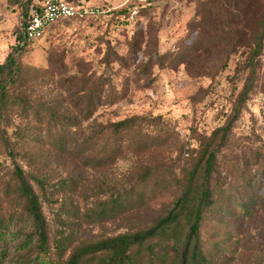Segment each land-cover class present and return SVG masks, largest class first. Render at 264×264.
Masks as SVG:
<instances>
[{
  "label": "rangeland",
  "instance_id": "1",
  "mask_svg": "<svg viewBox=\"0 0 264 264\" xmlns=\"http://www.w3.org/2000/svg\"><path fill=\"white\" fill-rule=\"evenodd\" d=\"M67 1L102 12L61 20L42 39L27 42L21 61L30 74L21 92L28 105L47 104L69 116L76 140L87 138L102 124L131 116H162L176 131L166 145L143 155H125L97 171L56 151L34 119L6 111L0 121V219L10 225L0 234V264H67L77 246L145 228L171 207L178 189L156 182L157 194L123 217L95 221L88 214L109 198V186L129 188L143 167H168L166 172L173 168L169 180L174 184L175 172L181 174L200 154L206 138L232 123L248 75L245 59L251 33L264 10V0ZM13 2L18 3L0 0V63L16 44L15 30L21 24L19 0ZM114 53L124 57L125 64L116 61ZM260 63L254 90L231 124L229 145L219 149L216 177L221 183L233 179L227 167L236 159L244 174H260L263 168L251 148L264 143V52ZM99 78L105 84L101 90L95 88ZM89 87L95 88L94 102L102 95L90 112ZM19 127L32 133L24 135L14 157L40 195L47 231L44 249L24 200L15 193L14 160L5 145L3 129L11 136ZM254 188L264 196V177L258 176ZM226 218L227 224L219 227L221 219L212 215L203 227L206 246L216 259L263 264L264 204L251 216ZM223 230H228L225 238Z\"/></svg>",
  "mask_w": 264,
  "mask_h": 264
},
{
  "label": "trees",
  "instance_id": "2",
  "mask_svg": "<svg viewBox=\"0 0 264 264\" xmlns=\"http://www.w3.org/2000/svg\"><path fill=\"white\" fill-rule=\"evenodd\" d=\"M32 0H19L22 10L21 24L16 28V44L6 58L0 63V121L6 111H17L25 119L32 118L43 126L42 137L60 153H69L83 161L89 169L97 171L116 164L125 155H140L166 145L175 133V128L162 116H131L117 121L102 124L93 134L82 140H76L72 133L70 117L55 108L44 104H29L22 96L21 89L29 81V70L23 66L21 57L27 42L25 26ZM12 3L13 0H10ZM137 43L132 44L133 55L137 52ZM264 52V10L254 23L251 33V44L245 59L248 75L238 97L232 123L239 118L241 107L249 100L258 78L260 61ZM116 61L125 64V58L114 53ZM111 60H107L110 65ZM148 64H145L146 71ZM103 78H99L96 89L104 87ZM89 82L86 83V88ZM101 86V87H100ZM88 89L89 112L94 103L101 101V94L95 98ZM231 122L215 130L206 138L200 154L193 158L181 173L175 172V183L169 180L174 169L168 172L157 166H146L137 174L129 188L123 189L109 186L110 196L100 201L88 213L90 218L99 221L102 218L123 217L128 211L144 205L148 199L157 194L156 182H164L175 186L178 193L171 207L156 216L145 228L122 232L113 236L88 241L77 246L70 254L67 264H225L216 259L203 238V227L212 215L221 219L217 225H226V217L251 216L252 211L264 204V196L254 188L256 179L264 177V143L262 147L251 148L258 161L263 162L260 174L248 172L244 174L242 162L237 159L228 162V175L232 180L221 183L216 177L220 167V147L229 145L228 133ZM27 128H16L10 136L3 129L5 145L14 160L13 177L15 193L24 200L25 209L31 216L38 234L40 247L47 245L46 219L42 209L40 195L27 177L24 168L15 160V152ZM32 135V133H29ZM29 136V135H28ZM245 161V160H244ZM246 159V164L248 163ZM161 170V171H160ZM163 180L158 181L160 173ZM132 178V176H131ZM38 181V180H36ZM240 185L239 188L235 185ZM248 189V190H247ZM248 191L247 198L243 193ZM247 194V193H246ZM98 208V210H96ZM8 223L0 219V234ZM223 238L228 230L220 232ZM216 242L215 244H217ZM1 255V254H0ZM1 259V256H0ZM264 264V262H263Z\"/></svg>",
  "mask_w": 264,
  "mask_h": 264
},
{
  "label": "built area",
  "instance_id": "3",
  "mask_svg": "<svg viewBox=\"0 0 264 264\" xmlns=\"http://www.w3.org/2000/svg\"><path fill=\"white\" fill-rule=\"evenodd\" d=\"M102 9L67 0H37L29 7L25 37L29 42L42 39L51 26L64 19H86L99 15Z\"/></svg>",
  "mask_w": 264,
  "mask_h": 264
}]
</instances>
